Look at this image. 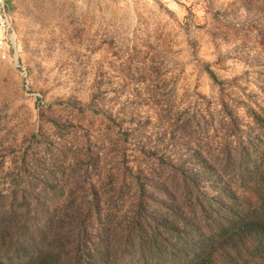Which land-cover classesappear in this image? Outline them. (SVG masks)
<instances>
[{
  "label": "rangeland",
  "instance_id": "obj_1",
  "mask_svg": "<svg viewBox=\"0 0 264 264\" xmlns=\"http://www.w3.org/2000/svg\"><path fill=\"white\" fill-rule=\"evenodd\" d=\"M176 4L5 1L3 204L56 189L80 197L85 181L95 180L108 199L122 188L125 204L110 209L123 215L136 191L130 177L158 178L164 160L264 147V127L253 117L264 120V0ZM64 198L47 200L61 207Z\"/></svg>",
  "mask_w": 264,
  "mask_h": 264
},
{
  "label": "trees",
  "instance_id": "obj_2",
  "mask_svg": "<svg viewBox=\"0 0 264 264\" xmlns=\"http://www.w3.org/2000/svg\"><path fill=\"white\" fill-rule=\"evenodd\" d=\"M197 156L164 160L158 178L130 177L136 191L123 215L110 209L125 204L122 188L108 199L95 180L80 197L56 189L5 205L3 195L0 264H264V147ZM55 197L61 207L48 202Z\"/></svg>",
  "mask_w": 264,
  "mask_h": 264
},
{
  "label": "built area",
  "instance_id": "obj_3",
  "mask_svg": "<svg viewBox=\"0 0 264 264\" xmlns=\"http://www.w3.org/2000/svg\"><path fill=\"white\" fill-rule=\"evenodd\" d=\"M5 1L6 0H0V54H2L3 57L8 56V52L10 49V40H9V30H11L6 13H5ZM167 7L175 8L177 0H158Z\"/></svg>",
  "mask_w": 264,
  "mask_h": 264
},
{
  "label": "bare ground",
  "instance_id": "obj_4",
  "mask_svg": "<svg viewBox=\"0 0 264 264\" xmlns=\"http://www.w3.org/2000/svg\"><path fill=\"white\" fill-rule=\"evenodd\" d=\"M7 20H8V18H7ZM8 23H9V21H8ZM9 26H10V23H9ZM12 40H13V43L16 44V40H17V35L16 34L12 35Z\"/></svg>",
  "mask_w": 264,
  "mask_h": 264
}]
</instances>
